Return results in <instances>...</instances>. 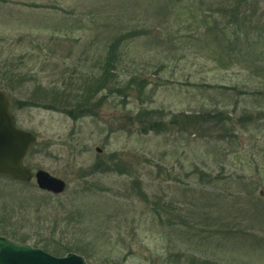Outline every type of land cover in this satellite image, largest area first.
Instances as JSON below:
<instances>
[{"label": "rangeland", "instance_id": "obj_1", "mask_svg": "<svg viewBox=\"0 0 264 264\" xmlns=\"http://www.w3.org/2000/svg\"><path fill=\"white\" fill-rule=\"evenodd\" d=\"M142 27L118 47L93 115L18 106L53 105L54 90L100 73L109 37ZM204 29L169 0H0V89L35 136L23 162L65 182L52 194L0 176V234L87 264H174L179 251L176 264L189 254L264 264V72L217 63ZM142 110L156 111L160 131L139 130ZM216 112L222 120L185 117ZM179 221L214 241H183Z\"/></svg>", "mask_w": 264, "mask_h": 264}, {"label": "trees", "instance_id": "obj_2", "mask_svg": "<svg viewBox=\"0 0 264 264\" xmlns=\"http://www.w3.org/2000/svg\"><path fill=\"white\" fill-rule=\"evenodd\" d=\"M169 0L170 4L176 9L179 6H185L187 12L191 15H196L200 18V22L204 25L205 29L202 34L205 36V40L208 41L209 54H213L212 58L220 64L226 66L232 64H242L246 68L258 69V71L264 72V66L261 63L264 61V8H259L256 0H213L207 4L208 8L196 6L192 0ZM180 2V3H179ZM200 3V2H199ZM201 4V3H200ZM214 5V6H213ZM242 8V9H241ZM259 8V9H258ZM216 16V17H215ZM178 17V16H177ZM179 32V28L174 32ZM145 34L144 28L142 29H128L127 31L117 30L108 41L106 53L104 56V62L100 66L101 71L96 76H87L81 82L73 85V88H60L54 90L55 96L52 97L53 105L43 104L39 102H31L30 100L18 102V106L27 105H43L46 108H57L63 111L71 119H77L86 115H93L99 108L102 99L101 95L95 99L97 93L106 89L108 92L112 87H106L107 80L114 82L115 76L111 70L114 69L115 63L118 62V47L123 41H126L131 35L137 37ZM195 37V34H193ZM169 38V37H168ZM207 38V39H206ZM224 56L227 58L225 59ZM118 90V89H114ZM16 104V102L14 101ZM155 110H142L135 113L134 118L138 123L139 130L146 132L152 130L154 132L160 131L162 120L156 117ZM188 122L192 124H199L201 120H222L223 117L220 112L216 113H202L192 114L185 116ZM244 118L249 119V116ZM172 119L170 122L175 121ZM232 132V131H231ZM99 166V165H98ZM107 170L108 167L105 166ZM8 179V178H7ZM11 180V179H10ZM157 214V211L155 212ZM159 216V215H157ZM179 221L176 223L178 229H176L175 236L182 238L186 242V239L192 237L197 243H202L206 239V243L210 239L214 241V235H209L208 230H205V234L202 235V229H198L196 226H191L188 222ZM242 231V230H240ZM225 233H232L224 229ZM243 232V231H242ZM245 234L249 235V229L245 230ZM260 235H254L259 237ZM209 239V240H208ZM24 241H26L24 239ZM258 242H261L259 240ZM204 245V244H203ZM43 250L48 251L47 247H42ZM70 248L61 247L53 248L49 252L53 255H63ZM179 254V255H178ZM177 255L170 254L175 259L174 264L183 258V254L179 251ZM196 256L189 254L186 256V263L188 264H221L219 262L211 263V260L207 258H200L198 260ZM198 262V263H197Z\"/></svg>", "mask_w": 264, "mask_h": 264}, {"label": "water", "instance_id": "obj_3", "mask_svg": "<svg viewBox=\"0 0 264 264\" xmlns=\"http://www.w3.org/2000/svg\"><path fill=\"white\" fill-rule=\"evenodd\" d=\"M11 99L0 89V176L27 183L32 178L38 189L59 194L65 182L43 169L32 171L23 158L35 141L30 131L15 125L10 111ZM98 151V149H96ZM0 264H87L83 256L66 252L53 255L39 247L0 234Z\"/></svg>", "mask_w": 264, "mask_h": 264}]
</instances>
